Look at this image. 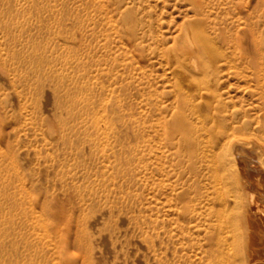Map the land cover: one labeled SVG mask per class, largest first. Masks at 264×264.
<instances>
[{
    "label": "rangeland",
    "instance_id": "1",
    "mask_svg": "<svg viewBox=\"0 0 264 264\" xmlns=\"http://www.w3.org/2000/svg\"><path fill=\"white\" fill-rule=\"evenodd\" d=\"M214 112L264 142V0H0V264H209Z\"/></svg>",
    "mask_w": 264,
    "mask_h": 264
},
{
    "label": "bare ground",
    "instance_id": "2",
    "mask_svg": "<svg viewBox=\"0 0 264 264\" xmlns=\"http://www.w3.org/2000/svg\"><path fill=\"white\" fill-rule=\"evenodd\" d=\"M193 35L186 27L173 55L182 70L190 62L193 71H183L188 76L197 73L208 76L213 68H209V63L203 62L202 58L211 51L210 44L205 35L201 34L196 40ZM205 84L208 88L197 84L195 90H202L209 98V79ZM214 100L220 104L218 99ZM218 103L215 108H219ZM186 118L181 116L179 127L172 135L182 133L185 138H190V149L198 144V129L210 134L209 150L201 153L213 162L209 171L216 177L213 194L205 198L209 204V264H264V142L254 136L245 138L243 127L227 122L217 112L209 126L201 119L199 125L188 127ZM240 169L244 176L239 175Z\"/></svg>",
    "mask_w": 264,
    "mask_h": 264
}]
</instances>
